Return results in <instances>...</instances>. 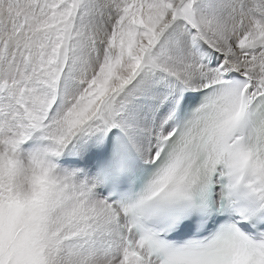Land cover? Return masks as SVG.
Segmentation results:
<instances>
[{
    "label": "snow or ice",
    "instance_id": "1",
    "mask_svg": "<svg viewBox=\"0 0 264 264\" xmlns=\"http://www.w3.org/2000/svg\"><path fill=\"white\" fill-rule=\"evenodd\" d=\"M0 264H264V0H0Z\"/></svg>",
    "mask_w": 264,
    "mask_h": 264
}]
</instances>
